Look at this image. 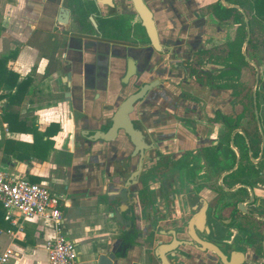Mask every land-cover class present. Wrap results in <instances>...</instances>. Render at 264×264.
<instances>
[{
	"label": "crops",
	"instance_id": "obj_1",
	"mask_svg": "<svg viewBox=\"0 0 264 264\" xmlns=\"http://www.w3.org/2000/svg\"><path fill=\"white\" fill-rule=\"evenodd\" d=\"M64 1L0 0V57H7L6 68L17 75L16 86L0 83V170L57 194L67 237L79 248L78 264H95L96 255L115 244L117 225L104 200L117 188L108 176L116 165H131V159L121 142L88 137L108 124L131 85L151 78L162 81L164 93L138 112L139 124L146 132L176 137L177 118L191 116L195 108V88L179 71L169 79L162 70L159 75L142 36L130 38L129 28L126 37L101 36L94 19L77 24L72 9L67 25L57 23ZM216 1H153L159 6L154 11L161 42L178 59L212 38L224 40L228 30H233L228 41L239 40L236 23L221 25L204 13L202 7ZM117 11L131 13L128 6ZM246 21L243 17L241 23ZM227 97L226 91L211 94L222 101ZM51 236L43 221L12 225L0 204V255L10 253L8 264H48L45 242Z\"/></svg>",
	"mask_w": 264,
	"mask_h": 264
},
{
	"label": "flooded vegetation",
	"instance_id": "obj_2",
	"mask_svg": "<svg viewBox=\"0 0 264 264\" xmlns=\"http://www.w3.org/2000/svg\"><path fill=\"white\" fill-rule=\"evenodd\" d=\"M126 1L65 0L63 6L72 9L76 21L94 19L101 36L126 37L128 28L130 38L140 41L142 36L147 57L160 66L159 75L162 70L169 79L179 71L193 80L195 95L191 100L195 108L189 111L191 116L177 118V136L167 138L144 131L137 118L146 103L148 106L164 93L161 80L151 78L131 85L120 102L141 86L159 81L129 114L141 131L140 145L147 149L136 183L129 187L131 198L122 205L124 210L117 202L107 204L109 198L120 194L119 182L137 171L139 156L131 158L127 169L126 165H116L108 176L117 191L106 195L104 205L109 214L112 207L118 209L124 225L112 217L117 225L115 244L105 253H115L114 264H264V79L256 70V49L263 43L253 36L252 19L251 23H236L238 39L244 33L247 41L244 54L231 45L234 41L209 38L207 45L190 57L178 59L172 47L161 42L154 11L158 4L142 0L152 13L160 52L150 45L131 0ZM127 6L130 14L118 13L117 9ZM262 26L257 28L262 30ZM247 74L254 82H244ZM215 91L228 92L227 100L211 98ZM248 131L250 136L255 134L251 143ZM114 141L125 145L123 154L133 151L122 133ZM253 150L257 151L254 157Z\"/></svg>",
	"mask_w": 264,
	"mask_h": 264
},
{
	"label": "built area",
	"instance_id": "obj_3",
	"mask_svg": "<svg viewBox=\"0 0 264 264\" xmlns=\"http://www.w3.org/2000/svg\"><path fill=\"white\" fill-rule=\"evenodd\" d=\"M0 204L12 225L32 220L50 225L52 236L45 242L48 264L79 263L75 244L67 239L60 199L49 189L0 170ZM9 254L0 255V264H8Z\"/></svg>",
	"mask_w": 264,
	"mask_h": 264
},
{
	"label": "water",
	"instance_id": "obj_4",
	"mask_svg": "<svg viewBox=\"0 0 264 264\" xmlns=\"http://www.w3.org/2000/svg\"><path fill=\"white\" fill-rule=\"evenodd\" d=\"M133 8L136 14L141 19V24L144 27L147 37L149 39L150 45L152 48L158 52L161 51V45L158 40L157 31L155 28V24L153 21V16L151 11L145 6L142 0H131ZM69 20V11L63 7L58 9L57 23L61 25H67ZM130 73H127V76ZM159 82L155 80L153 84H145L139 88V90L128 96L120 105L117 107L113 115L110 117L108 124L102 129L96 130L92 136L88 137L89 141H100L103 143L113 142L118 134H123L124 137L129 141L130 144L133 145V151H131L130 155H128V159H131L135 155L139 156L138 168L137 171L129 174V177L124 182H119L120 194H117L115 198H109V203L107 206H112L114 203H118L120 206L126 204L128 200H130L129 187L132 184L136 183L137 177L139 175V170L141 169V165L144 159V150L147 149L145 146L140 145L141 141V131L139 128L135 127L133 121L129 118V114L133 112L134 107L137 103H139L144 97L147 90H150L154 85ZM126 169L128 165L125 166ZM122 173H119L121 176ZM113 212L109 214L110 217L115 216L119 218L117 222L120 225H124L123 217L119 215L118 209H114ZM121 209L124 210L123 206ZM115 253H105L96 255L95 264H114ZM165 264V263H164Z\"/></svg>",
	"mask_w": 264,
	"mask_h": 264
},
{
	"label": "trees",
	"instance_id": "obj_5",
	"mask_svg": "<svg viewBox=\"0 0 264 264\" xmlns=\"http://www.w3.org/2000/svg\"><path fill=\"white\" fill-rule=\"evenodd\" d=\"M219 1H222L227 4L223 6ZM209 5H206L204 11L210 13L212 17L217 20L219 24H231V23H241L243 17H246L248 20L255 18V16L264 19V0H219ZM237 9H241L240 13ZM77 22L82 23L80 19ZM245 37L233 43L237 50L239 51ZM7 57H0V83L9 84L11 86H16L17 84V75L8 71L6 68ZM20 88V85L17 86V90ZM250 97V94H249ZM247 138L249 143L255 138V134L250 136V132H247ZM255 144H253L254 146ZM256 146V145H255ZM252 156L254 157L257 153L256 150H253ZM243 159L246 158L247 153H243Z\"/></svg>",
	"mask_w": 264,
	"mask_h": 264
},
{
	"label": "rangeland",
	"instance_id": "obj_6",
	"mask_svg": "<svg viewBox=\"0 0 264 264\" xmlns=\"http://www.w3.org/2000/svg\"><path fill=\"white\" fill-rule=\"evenodd\" d=\"M252 21H253L252 22L253 23L252 25H253V29H254L253 30V36L256 39H259V42L263 43V46H260L261 43L258 42V45L260 47L257 48V46H256V48H257L256 50H258V52H256V55H257V64H258V67L256 68V70L258 71L257 73H260L261 77L264 79V75L262 73L263 72V68H264V19L255 16V18H253ZM256 21H258L259 24ZM247 22L251 23L250 19L249 20L247 19ZM260 24L263 25L262 26L263 27L262 30H260V29L257 28V26H259ZM232 31L231 30H228V33L226 35H225L226 32H223V39L224 40H228V38H231ZM245 77L246 78H245V81L244 82H247V83L249 82V80L253 79L252 76H248V74ZM261 98L264 100V93L261 94ZM262 109L264 111V106H263ZM262 119L264 121V113L262 114ZM261 162L264 165V155L262 157V161ZM263 170H264V167H263ZM56 196L58 197L57 194H56ZM67 239L70 240L68 237H67ZM71 242H73V241H71ZM75 250H76V253L79 252V248H78L77 245L75 246Z\"/></svg>",
	"mask_w": 264,
	"mask_h": 264
}]
</instances>
